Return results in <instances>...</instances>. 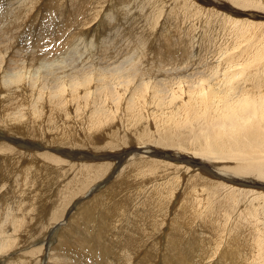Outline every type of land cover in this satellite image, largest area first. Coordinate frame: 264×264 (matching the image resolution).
Returning a JSON list of instances; mask_svg holds the SVG:
<instances>
[{
  "label": "bare ground",
  "instance_id": "bare-ground-1",
  "mask_svg": "<svg viewBox=\"0 0 264 264\" xmlns=\"http://www.w3.org/2000/svg\"><path fill=\"white\" fill-rule=\"evenodd\" d=\"M227 2L232 14L218 0H0V170H19L18 190L42 185L40 199L17 198V211L0 203V261L139 264L144 229L149 264L159 239L170 264H264V47L243 49L228 27L238 16L264 17V0ZM98 19L94 30L110 29L111 41L93 39ZM176 31L184 46H170ZM46 143L117 149L119 173L81 203L109 165L81 164L68 175L59 157L34 150ZM35 155L40 165L25 166ZM49 162L67 173L43 189L56 177ZM167 188L179 201L158 212ZM79 193L77 242L93 258L61 245L30 251L47 242L35 208L50 199L58 217ZM65 224L53 225L56 240ZM96 226L99 239L107 228L127 248L106 256L82 238Z\"/></svg>",
  "mask_w": 264,
  "mask_h": 264
},
{
  "label": "rangeland",
  "instance_id": "rangeland-1",
  "mask_svg": "<svg viewBox=\"0 0 264 264\" xmlns=\"http://www.w3.org/2000/svg\"><path fill=\"white\" fill-rule=\"evenodd\" d=\"M197 1V0H196ZM220 4H224L225 9L222 12H232L231 10L232 8V4L228 3L227 0H218ZM204 7H212L211 4H203ZM231 6V7H230ZM219 7H222L219 5ZM103 9L104 11H102V13H105V11H107L109 9V5L108 4H104L103 5ZM219 11L222 10V8H217ZM228 14H232V13H228ZM236 14L232 15V17H235ZM59 17L63 19H65L64 15L59 14ZM236 18V17H235ZM161 22L163 21V18H160ZM238 23H232L230 24L229 27V35H236V40H240V46L243 47V49H248V50H253V51H260L263 52V50L261 49L262 47H264V45H262V42L264 41L262 39L261 36V29L264 28V17H258V16H252V15H245V16H238L237 17ZM99 21V19L95 22L92 23L91 29L93 28V31L91 34H93V39L99 37L106 39L107 37V41L109 42L111 41L110 38L108 37L111 34V30H107L105 34L102 33V30H94L96 26H98V24H96ZM71 22V21H70ZM73 22V21H72ZM71 22V24H72ZM160 22V24H161ZM159 24V26H160ZM118 24H115L114 27H116ZM108 26V25H107ZM73 27V28H72ZM72 27L70 28L71 30L67 31L66 34L71 36V32L74 29V26L72 25ZM113 27V28H114ZM106 26H103V29H106ZM179 28V27H177ZM90 29V28H89ZM88 29V30H89ZM74 33V32H73ZM174 36V40L173 43L170 45L171 47H176V41L177 40H183L181 45H185L186 44V40L185 39H180V35H179V31L173 32L172 33ZM92 36V35H91ZM166 46L168 47V45L166 44ZM68 51V52H67ZM70 44H68L67 46V50L65 52L68 53V55L71 53L70 52ZM264 53V52H263ZM69 58V57H67ZM264 59V56H259L258 62L262 61ZM39 142H43L42 140H40V138L36 139V141H32L33 144H38ZM101 141V140H98ZM38 148V149H36ZM34 150L38 151L40 153H52L55 156L59 157L62 160V163L64 165V169L69 172L68 175H74V173H77V168L81 165H89V163H92L93 166H100V165H109L110 171L109 174L110 176H108L107 178L98 181V179H96L93 182V186L90 184L89 186H86L84 189L88 190L87 193L83 196L84 199L81 201V203L87 199L88 205L91 204V202L93 201L94 197L101 193V189L110 183V181L114 178V176L116 174L119 173V159L118 157H116L117 155V149L114 150H110L107 147H105L104 145H100L97 146V148H89L87 146H83V147H71L68 145H63V144H57V143H46L45 146L43 147H36ZM43 148V149H42ZM119 149V148H118ZM121 149V148H120ZM43 158H39L35 155V158L32 159V161H30L28 164H26L25 166L31 165V164H35V165H40L41 160ZM53 163L54 160H50ZM51 162V163H52ZM227 162V161H226ZM50 162L48 164L53 165V163L51 164ZM47 165V164H46ZM49 167V165H47ZM51 166V168H52ZM232 166L231 162H227V170L228 167ZM55 171L53 169H51L49 167V175L51 177H53V175H55L56 177L50 182V183H46L47 185L44 186L43 189L48 188L49 185H57L59 182H61L63 180V175H65L67 172L60 168L58 169L59 165L54 166ZM57 168V169H56ZM62 169V170H61ZM53 170V171H52ZM51 171V172H50ZM19 173V170L16 172L15 168H5V170H0V203H6L8 204V209L9 210H13V211H17L18 210V199L17 198H23V197H27L29 196H37L40 199V194H39V190L42 188V185H36L34 187V189L32 191H23V188L18 190L17 189V184L15 185V177L16 175ZM57 174V175H56ZM78 174V173H77ZM5 176L6 181L2 180V177ZM103 185V186H102ZM99 186L100 190H96L94 191V189L96 187ZM92 187V188H91ZM176 186L174 185V188ZM84 190V191H85ZM94 191V192H92ZM92 192V193H91ZM177 192L182 193V189L178 190ZM81 193H79L78 195H72L67 201L65 202V205L63 206L61 213L58 217H51L50 216V211H51V207H52V200L48 199L44 202H42V207H36L35 211H34V216L35 218H37L36 220H42V221H47V227L45 228L44 231H46L47 235L44 238V240H47L46 244L44 245H38V241L36 240L33 242L34 236H31V243L33 242V244L35 246H33L32 248H30V245L28 246L29 250L31 251L33 248H36L35 251L37 249H41L43 248L45 251L47 249H56L57 245H61L64 249H69L71 253H75L74 255H80L81 257L85 258V259H92L93 258V253L88 252L87 250L83 249L82 246L77 242V235H76V231L79 229V231H83L82 229H80V222L82 221L84 217V215H79L76 214L78 212V208H75V204L74 202L80 200L81 197L80 196ZM162 198L159 201V211H164L165 205H167V211L170 209L172 204H176L179 201V195L177 193H175V195L172 194V190L167 188L164 190V192L161 194ZM81 197V198H80ZM183 201V203H182ZM184 201L185 198L182 197L180 199V204L176 205V209H178L181 205L182 207L184 206ZM67 203V204H66ZM74 203V204H73ZM150 208H152L151 206H148V210H150ZM169 208V209H168ZM77 210V211H76ZM86 216V215H85ZM91 213L88 214V217H91ZM73 217V218H72ZM69 219V220H68ZM60 220H64V223L66 222L65 228H61L58 236H57V240L55 238V231H52V228L54 227L53 225L60 221ZM68 220V221H67ZM111 224L110 222H108V225ZM59 228L61 227V224H56ZM97 229H99L98 226H96L94 233L93 232H88L85 231L84 235L82 236L83 239H85V241H89L91 243H96L98 245H104V247H102L103 251H105L106 256L110 255L113 251L114 248L121 247V248H127L125 246L122 245V241L120 236H114V233L112 231H107V228L105 229V234L106 236L103 237V239H99V237L97 236V234H95V231H97ZM139 236V240H142V243L145 247H143L141 250L142 253V257L139 261V264H149V262L146 260V257L148 255L145 254L144 250L147 249V245L150 243V241H148V239H145L144 236V229L143 230H139L138 233ZM166 237V236H165ZM60 238H62V243H60ZM163 238V237H162ZM113 242L114 245L113 246ZM161 242V246H157V250L156 252L158 254L155 255V260H153V264H170V262L165 261L164 257H162V255L160 254V252L162 251L163 244L164 241H161L159 239V243ZM79 249V250H78ZM29 250H24L22 251L23 253L29 251ZM78 250V252L76 251ZM43 251L40 254H36V257H34V253L32 254L33 258H37V256H41L44 254ZM168 256V255H167ZM72 258L70 259H66L62 262V264H72ZM0 264H7L5 261H0ZM48 264H58V262L54 261V262H50V260L48 261ZM83 264H90V262H86ZM223 264V263H222Z\"/></svg>",
  "mask_w": 264,
  "mask_h": 264
}]
</instances>
